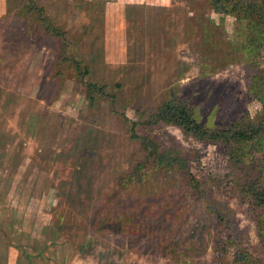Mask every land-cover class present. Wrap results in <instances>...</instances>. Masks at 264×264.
Returning a JSON list of instances; mask_svg holds the SVG:
<instances>
[{
	"label": "rangeland",
	"instance_id": "rangeland-1",
	"mask_svg": "<svg viewBox=\"0 0 264 264\" xmlns=\"http://www.w3.org/2000/svg\"><path fill=\"white\" fill-rule=\"evenodd\" d=\"M37 2L41 16L0 0V264H264V240L240 190L255 178L264 184L253 165L261 145L236 161L222 142L159 121L153 138L194 148L192 171L208 193L183 206L177 177L128 175L137 149L129 121L139 131L172 93L195 100L209 128L241 116L259 122L264 106L253 91L257 84L264 93V43L248 54L242 24L212 0ZM48 29L65 33L67 51L90 66L95 106L77 71L59 63L63 41ZM216 202L230 208L237 237L221 258L208 209ZM111 208L117 219L139 221V234L99 224ZM186 231L204 237V252L162 250Z\"/></svg>",
	"mask_w": 264,
	"mask_h": 264
},
{
	"label": "trees",
	"instance_id": "trees-1",
	"mask_svg": "<svg viewBox=\"0 0 264 264\" xmlns=\"http://www.w3.org/2000/svg\"><path fill=\"white\" fill-rule=\"evenodd\" d=\"M17 1L19 5L23 2L21 9L36 10L38 16H41L37 0ZM212 2L216 10L233 13L236 21L240 22L245 29V45L249 47L247 48V53L251 56L257 55L264 43V0H212ZM48 30L51 31V29ZM51 33L60 37L63 41L58 57L59 63L71 66L73 70L77 71L79 81L86 85L88 106H95L98 97L96 88L98 87L96 83L85 80V77L91 72L90 66L85 61L72 55V53L70 54V50V52L67 51L68 38L65 36V33L62 34L61 32H57V30H53ZM255 85L254 96L264 106V93L257 89L259 85ZM109 96L112 98L111 101L114 102L115 97ZM123 118L124 121H128L125 116ZM159 121L177 127L184 136L191 137L199 142H222L227 155L236 161L243 160L247 147L251 149L259 145L264 147V115L257 123L247 116H241L238 120L231 121L227 128L220 127V125L209 128L197 120L195 100L192 98L190 100H183L175 96L174 93L163 104L156 118L146 122L147 125L143 126L139 131L136 129L138 123L129 121L131 124L129 128L130 137L137 140L135 157L128 173L130 179L134 178L137 181H141L148 173L162 174L175 180L177 177L175 187L179 188L178 198L179 200H183V206H188L194 199L195 201H200V195H206L208 191L202 194L199 190L200 181L192 171V158H194L193 154L196 152L194 148L185 149L181 146L178 148L175 146L166 147L153 138L151 134L153 129L151 128L158 125ZM248 164L252 165V162H248ZM253 165L260 168L261 174H264V154ZM260 180L261 178H255L249 184L241 185L240 190L250 197V207L253 210L251 217L257 229L261 231H258L259 236L264 240V184ZM179 209L176 210L177 213ZM208 209L214 213L215 217L216 236L214 240V252L217 257L221 258L226 246L235 243V240H237L231 229L232 223L228 216L230 208L222 205L220 202H216L214 206L209 205ZM117 215L118 213L114 212L111 208V210L102 216L99 224L104 223L103 226L105 227L106 225L107 228L114 227L113 230L119 234H139V221H132L133 217H127V215H122L121 219H117L115 218ZM205 248L204 237L190 235L188 231L183 232L178 238H169L162 245V250L167 253H175L176 251L186 253L189 250L204 252ZM244 257L242 256L238 260L241 261Z\"/></svg>",
	"mask_w": 264,
	"mask_h": 264
}]
</instances>
